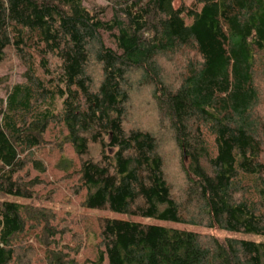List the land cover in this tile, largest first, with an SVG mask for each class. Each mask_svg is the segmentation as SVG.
I'll list each match as a JSON object with an SVG mask.
<instances>
[{
	"label": "trees",
	"instance_id": "1",
	"mask_svg": "<svg viewBox=\"0 0 264 264\" xmlns=\"http://www.w3.org/2000/svg\"><path fill=\"white\" fill-rule=\"evenodd\" d=\"M104 1L0 0V264H264V0Z\"/></svg>",
	"mask_w": 264,
	"mask_h": 264
},
{
	"label": "rangeland",
	"instance_id": "2",
	"mask_svg": "<svg viewBox=\"0 0 264 264\" xmlns=\"http://www.w3.org/2000/svg\"><path fill=\"white\" fill-rule=\"evenodd\" d=\"M90 1H96L97 3L101 4V5H106V1L104 0H90ZM179 4V0H175V5L177 6ZM89 5V4H88ZM112 15L111 13V8H108L107 11V17L110 18V16ZM17 62V60H16ZM15 63V62H14ZM8 66V65H6ZM25 71V68L19 64V62H17L13 67H2L0 68V77H7L6 80H3L2 84L0 85V97H3L6 93V87L9 85H12L14 83L20 82L23 78V73ZM64 156H66L65 158H67L68 160H70L71 162H73L75 158V156L69 151L67 152ZM69 164L65 162L62 163L63 166H67ZM179 184V181L177 182ZM45 205L49 206V207H53L55 208L57 211H61V212H65V215H69V214H81L84 213V211L82 210V208L80 207L79 202L76 199H69L68 198H63V200H58L56 202H44ZM88 214H95V213H88ZM145 222L147 223H157L158 221L152 218H144L143 219ZM166 224H171V223H166ZM199 230L201 232H211L214 235H217L221 238H223L224 236H226L227 234L225 232H220L218 230H213V231H208L206 229L203 228H199ZM73 233L71 231H68V234L66 235V240L70 241L73 237H72ZM246 238H250V239H255V240H259L258 237L253 236V235H246ZM84 241V240H83ZM90 241V242H89ZM89 241L88 243L90 244V246L94 243H96V238L92 235L89 236ZM86 252V251H85ZM84 252V248L81 250L80 255L78 256L79 259V264H86L85 263V259L86 257L84 256L85 253Z\"/></svg>",
	"mask_w": 264,
	"mask_h": 264
}]
</instances>
